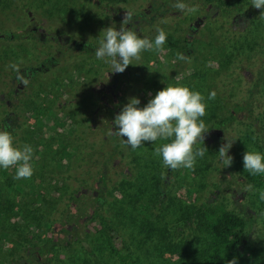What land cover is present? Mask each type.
<instances>
[{
    "label": "rangeland",
    "instance_id": "1",
    "mask_svg": "<svg viewBox=\"0 0 264 264\" xmlns=\"http://www.w3.org/2000/svg\"><path fill=\"white\" fill-rule=\"evenodd\" d=\"M183 2L198 5L199 10L185 14L173 7L176 0H126L113 8V14L103 6L92 12L83 0L0 1V120L13 114V130L8 132L18 147L27 144L39 151L55 135L49 150H43V159L31 160L34 174L28 183L14 178L15 168H0L7 173L0 177V264H52L56 258L64 264H120L105 242L109 227L121 236L115 246L132 251L133 262L128 264H195L207 235L197 228L191 213L204 208L237 215L243 223V245L264 248V200L259 191H245L252 183L235 166L236 156L247 151L264 154L263 135L249 140L246 131L227 130L213 142L205 139L197 147L208 151L197 158L194 170L170 169L168 174L162 158L154 154L168 141L145 142L143 147H152L148 149L152 154L144 157L130 146L127 153L115 152L123 138L115 135V117L130 98H138L142 109L167 86L198 91L207 104L202 119L208 131L206 120L212 114L221 117L237 105L245 108L252 86L264 83V16L252 0ZM126 12L132 13V20L124 27L140 38L143 27L155 21L173 22V30L162 29L167 37L162 51H145L123 73H111L110 65L95 57V48L104 29L123 26ZM91 19L97 28L88 30ZM196 20L200 22L192 38V54L187 61L179 60L178 35ZM69 23L83 31L66 35ZM39 36L44 43L38 42ZM13 63L20 70L31 71L40 64L45 68L33 72L25 86L9 67ZM213 91L215 99L209 100ZM68 127L80 128L71 134ZM228 141L232 142L230 167L218 155ZM77 154L84 169L77 179L69 177L68 208L49 220L65 248L64 256L54 248L52 254L20 263L27 259L25 244L39 249L49 239L50 229L46 233L42 218L33 217L31 211H40L39 202L51 199L55 188L65 184L54 164H73ZM138 159L145 165L142 170L136 166ZM137 170L144 176L140 182H145L140 191L133 187ZM159 173L168 176L160 196L152 183ZM255 189L264 191L262 186ZM100 190L105 195L102 205L96 201ZM53 207L48 206L43 215L51 216ZM188 216L192 221H185ZM29 222L37 223L40 232L29 230Z\"/></svg>",
    "mask_w": 264,
    "mask_h": 264
},
{
    "label": "clouds",
    "instance_id": "2",
    "mask_svg": "<svg viewBox=\"0 0 264 264\" xmlns=\"http://www.w3.org/2000/svg\"><path fill=\"white\" fill-rule=\"evenodd\" d=\"M254 9L261 11L264 16V0H252ZM185 14L195 13L199 10L198 5L189 6L183 0H176L173 5ZM132 20V13L126 12L122 21V27H108L102 31L100 46L95 48V57L109 64L111 73H123L132 61H139L145 51H162L166 42V33L157 29L154 42L138 35L124 27ZM179 60L187 61L188 58L178 53ZM190 62V61H189ZM17 73V81L25 86L29 81L17 64L9 65ZM216 93L209 94L208 99L214 100ZM204 96L198 92L183 86H167L159 91L153 99H150L144 108H139L141 101L138 98H130L120 114L115 117V135L123 138L132 150H136L145 142L156 143L157 141H168L160 147H156L154 154L162 158L164 167L173 171L178 169L194 170L197 158H203L206 147H197L205 141L207 126L202 117L207 114V104ZM110 135L112 132L109 133ZM232 142L222 144L219 149V157L226 167L233 163V157L228 155ZM33 149L30 145L22 148L14 144V138L8 131H0V168H15V179H30L34 174L31 164ZM245 171L251 175H264V154L260 152L247 151L243 156ZM245 191H259L260 199L264 200V191L255 189L248 184ZM228 264H237L235 259Z\"/></svg>",
    "mask_w": 264,
    "mask_h": 264
},
{
    "label": "trees",
    "instance_id": "3",
    "mask_svg": "<svg viewBox=\"0 0 264 264\" xmlns=\"http://www.w3.org/2000/svg\"><path fill=\"white\" fill-rule=\"evenodd\" d=\"M1 1V0H0ZM126 0H83V3L89 7L92 12L94 10L101 9V6L106 11H109L112 14L115 12L113 10L114 7H116L119 4L125 3ZM199 17H202L201 14ZM95 19V18H94ZM200 20H196L193 23H189V25L185 26V32L182 30V33H185L182 35V33H179V39L177 42L180 44L178 47V53H181L185 55L186 57L190 56L192 54V38L194 37L196 33V27L199 24ZM89 26H86V28L92 29L91 27H96V20L91 19L89 22ZM165 22L155 21L154 23L143 27L142 30V38H147L150 41L152 38H154L158 33L157 29H167V30H173V22H170L168 26H166ZM166 26V27H165ZM97 28V27H96ZM95 29V28H94ZM93 30V29H92ZM65 32H68L69 35H72L74 32H82V28H77V26H74V23L67 26V28L64 29ZM38 42L44 43V39L42 36L38 37ZM226 49V47H225ZM96 64L98 63L95 59H93ZM41 65V64H40ZM40 65H37L34 69L30 71L29 68H23L20 70V73L25 76L26 79L32 78L33 75H31L33 72H40L43 69ZM44 65V64H43ZM45 68V66H43ZM253 90L247 100V105L245 108H242L241 105H237L233 108L232 112H230L228 115H222L221 117H217L216 114H212V116L209 118L207 122L208 128H217L221 130L222 135L225 131H235V132H244L246 131V139H251L253 135H263L264 136V83L257 84V86L253 87ZM230 93V91H228ZM223 96V94H222ZM225 96V95H224ZM227 97V96H226ZM224 97L225 99H227ZM5 118L0 120V128L3 131H12V125H10L7 121H11V117L8 114L4 116ZM53 122V121H51ZM14 123V122H13ZM80 127H76V129H71L68 127L71 134L79 130ZM68 132V131H67ZM54 134V133H50ZM239 134V133H238ZM53 136L51 135V138L49 140H46L45 142H48L47 147L43 146V149L34 150L33 148V160H42L44 154L43 150H49L50 148V140H53ZM125 138H122L120 142H117L115 145V152L117 153H127L129 145H127L124 141ZM149 144V143H148ZM20 147L22 145L20 144ZM79 149V148H78ZM148 149L152 150V147L145 148L140 147L137 150V155L140 156V153L143 155H150L152 152H150ZM80 153V150H78ZM132 152V151H131ZM140 159V158H139ZM136 162V166L139 169H143L145 165L142 164V162ZM34 161H31L32 166ZM58 164V165H57ZM82 163H80L79 155L77 154L74 158V163H66L61 164L55 163L54 167L57 168L61 175L64 177H61V181H65L62 186L56 187L54 195L49 198H43V201L39 202V210H32L31 214L37 215L42 218L41 224H43L46 227V233L48 232V229L50 231L48 234V241L42 245H40L38 248L35 249L33 246L30 245H24L23 252L25 253V258L20 259L21 262H28L29 258L36 259L39 254L43 253H49L52 254L54 248H58L56 251L58 253V256L63 257V249H65L62 245L59 244V239L54 234V231L52 226L50 225L51 220L50 218L59 215L60 213L64 212L63 210H66L68 208V194L72 190V184L69 181V177L73 176V178L77 179V176H80L81 170L84 169L83 166H81ZM235 166L236 169L239 171L241 176H244L249 182L254 184L255 186L264 187V175H256L253 176L249 172L245 171L244 165H243V156L238 155L235 159ZM6 171V170H5ZM3 171L1 173L0 170V177L2 175L7 176V173ZM169 171V168H167V173ZM138 176L134 182L133 187L137 189V191L141 190V186L145 184V182H140V179H142L144 176L141 173V171L137 170ZM87 174V171H86ZM68 178V180L66 179ZM156 178V179H155ZM155 178H152V183L154 185V188L156 189L157 195H162V191H164V188L167 186V180L166 177H161V174L155 176ZM28 179H26V182ZM28 183V182H27ZM20 184H23V182H20ZM30 185V184H29ZM137 185V188H136ZM31 186V185H30ZM20 187H22L20 185ZM133 188V189H134ZM53 191V190H52ZM96 201L98 204L102 205L104 200V191H96ZM160 193V194H159ZM133 199H137V195L133 196ZM145 203V202H144ZM53 205L54 209L51 212V216L48 214L43 215V211L47 209L48 206ZM264 205V203H263ZM191 215L195 216L197 219L196 224L197 228L201 232H205L207 237L205 239V244L202 248H200V251L195 256V264H228L229 261L235 259L237 261V264H264V248L260 246H244L242 241V233H243V223L242 220L235 214L224 212L221 210H213L210 208H204L201 210H196L191 213ZM23 216V215H22ZM22 219V217H21ZM185 221L190 222L192 221L191 216H188ZM29 230L35 229L36 232H40V226L37 225L35 222H29L27 225ZM25 230L24 227H20V231ZM33 235V234H32ZM107 245L111 244L113 251L117 261L120 264H128L132 263V251L128 247H116L115 243L119 242L121 239V236L115 232L113 228L107 229ZM22 244H20V253L22 252ZM98 250V249H97ZM93 253L92 251H89ZM93 256V255H92ZM91 257V256H90ZM64 264L65 261L59 258H56V260L52 264Z\"/></svg>",
    "mask_w": 264,
    "mask_h": 264
},
{
    "label": "flooded vegetation",
    "instance_id": "4",
    "mask_svg": "<svg viewBox=\"0 0 264 264\" xmlns=\"http://www.w3.org/2000/svg\"><path fill=\"white\" fill-rule=\"evenodd\" d=\"M64 33L66 34V35H69V33L68 32H65L64 31ZM181 62V61H180ZM181 64H184V63H181ZM41 66V68H43V64H41L40 65ZM10 115H13L12 113L10 114ZM11 117V116H10ZM10 125L11 124H13V120H12V118H11V121H7ZM215 130H217V131H219L220 132V134L219 135H216L215 134ZM222 136V132H221V130H219V129H217V128H209L208 129V132L207 133H205V139L207 140V142H213L215 139H219L220 137ZM170 171V170H169ZM168 174V173H167ZM168 179V176H166V180Z\"/></svg>",
    "mask_w": 264,
    "mask_h": 264
},
{
    "label": "water",
    "instance_id": "5",
    "mask_svg": "<svg viewBox=\"0 0 264 264\" xmlns=\"http://www.w3.org/2000/svg\"><path fill=\"white\" fill-rule=\"evenodd\" d=\"M214 132H215L216 135H219V134H220V132L217 131V130H215ZM169 170H170V169H169Z\"/></svg>",
    "mask_w": 264,
    "mask_h": 264
}]
</instances>
